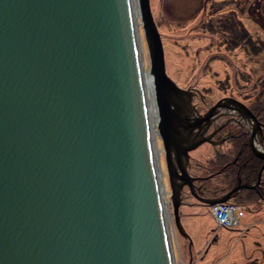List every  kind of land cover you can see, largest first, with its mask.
I'll return each instance as SVG.
<instances>
[{
    "label": "water",
    "instance_id": "1",
    "mask_svg": "<svg viewBox=\"0 0 264 264\" xmlns=\"http://www.w3.org/2000/svg\"><path fill=\"white\" fill-rule=\"evenodd\" d=\"M138 2L162 185L174 226L187 237L178 212L184 198L210 206L230 193L206 199L197 191L204 177L194 168L191 174L189 151L209 141L213 112L195 114L194 87L166 73L150 1ZM140 62L129 0H0V264L174 261ZM225 98L251 119V151L263 166L264 147L252 142L263 135L259 122L242 102ZM244 186L252 184L231 191Z\"/></svg>",
    "mask_w": 264,
    "mask_h": 264
},
{
    "label": "rangeland",
    "instance_id": "2",
    "mask_svg": "<svg viewBox=\"0 0 264 264\" xmlns=\"http://www.w3.org/2000/svg\"><path fill=\"white\" fill-rule=\"evenodd\" d=\"M149 1L161 34L166 73L177 85L184 87L191 84L198 91L214 97L221 89L228 92L235 91L233 87H248L252 91L263 87L258 79L264 73V0ZM137 28L147 71L146 44L140 24ZM148 75V88L153 92ZM151 101L156 117L157 107L152 96ZM157 145L163 169L159 138ZM198 148L202 151L199 162L210 167L205 151L212 147L202 143ZM196 149L191 151L195 154ZM190 168H195V164H191ZM163 177L166 182L164 169ZM240 207L244 213L256 214L253 203ZM262 207L256 216H264V202ZM178 212L191 244L189 238L177 229L174 239V225L170 217V238L176 264H184L181 263L179 250L187 259L191 255L194 264H264V219L254 223L242 235L241 230L245 228L240 219L242 215L238 216V227L231 228L217 227L207 205L197 204Z\"/></svg>",
    "mask_w": 264,
    "mask_h": 264
},
{
    "label": "flooded vegetation",
    "instance_id": "3",
    "mask_svg": "<svg viewBox=\"0 0 264 264\" xmlns=\"http://www.w3.org/2000/svg\"><path fill=\"white\" fill-rule=\"evenodd\" d=\"M260 78L261 79L258 80L261 81L263 85L261 88L249 91L248 87L245 89L233 87L232 89L235 91L229 90L228 92L221 89L218 91L219 95L215 97L198 91L191 84H186V86L194 87L191 96L194 113L199 114L209 110L213 112L209 120H206L208 127L205 131V136H209V141L203 142L212 147V149L207 148L205 151L210 161V167L204 163L202 164V162L196 161L201 152L196 156L193 153L194 151H189L190 157L194 161L192 165L200 163L202 166L201 168L195 167L194 169L197 170L195 172L192 171V168H190V171L191 174L193 172V174H200L204 177V179L196 180L195 185L199 186L197 191L206 199L230 193V201L244 202V199L248 198L251 201L244 203H253L255 208L264 202L263 158L256 156L251 151L250 147L252 121L250 118L246 120L245 116L239 113V111L230 108L229 101L225 98L232 97L242 102L252 112L259 122L263 134L261 135L259 132L256 133L252 138V142L256 147L260 145L264 147V80H262V78L264 79V73ZM218 99H222V103L214 107ZM227 146L229 152L224 150ZM250 184H252V186H244L239 190L231 191V189L237 185ZM254 197H256V199ZM184 201L188 202V204L180 205L179 211L192 208L197 204L207 205L197 200L191 194H188V196L184 198Z\"/></svg>",
    "mask_w": 264,
    "mask_h": 264
},
{
    "label": "bare ground",
    "instance_id": "4",
    "mask_svg": "<svg viewBox=\"0 0 264 264\" xmlns=\"http://www.w3.org/2000/svg\"><path fill=\"white\" fill-rule=\"evenodd\" d=\"M130 1V9H131V14L133 17V28H134V34H135V38H136V46L139 52V56L142 54L143 56V51H142V47H141V40H140V32L138 31L139 27V2L138 0H129ZM137 11V13H136ZM141 52V53H140ZM148 71V69H147ZM145 69L144 63L142 64L140 62V77H141V82L142 85L144 87V93H145V105L147 107V112H148V136H149V140L151 143V154H152V159H153V163H154V169H155V177L157 180V186L159 189V193H160V213L161 216L163 218V220L167 223H169V218L171 217V212H170V202L165 198V188H163L162 185V180H163V176H162V169H161V165H160V158H159V148L157 145V131H156V122L158 121V112L156 111V117H155V107L152 104L151 101V96L154 98V103H155V97H154V86H153V82H152V78H151V83H152V87H153V92L151 90H149L148 88V84H149V75ZM151 77V75H150ZM156 106V103H155ZM172 211V210H171ZM170 230V228H169ZM172 246H171V251H172ZM171 264H176L175 261L171 262Z\"/></svg>",
    "mask_w": 264,
    "mask_h": 264
},
{
    "label": "built area",
    "instance_id": "5",
    "mask_svg": "<svg viewBox=\"0 0 264 264\" xmlns=\"http://www.w3.org/2000/svg\"><path fill=\"white\" fill-rule=\"evenodd\" d=\"M211 213L219 225L234 227L238 223L237 216L241 211L236 205L228 202H219L211 206Z\"/></svg>",
    "mask_w": 264,
    "mask_h": 264
},
{
    "label": "crops",
    "instance_id": "6",
    "mask_svg": "<svg viewBox=\"0 0 264 264\" xmlns=\"http://www.w3.org/2000/svg\"><path fill=\"white\" fill-rule=\"evenodd\" d=\"M224 150H225L226 152H229V148H228V146L225 147ZM195 151H196V153H195L196 156H197L198 153L202 152L201 150H199V148L196 149ZM199 158H200V157H199ZM262 205H263V204H261L260 206L254 208L253 211H256V214H258L259 211L263 208ZM182 211H186V209H182ZM256 214L253 215L252 212L244 213V212L242 211V214H241L242 216H241L240 219H241V222L244 224V227H245V229H246V230L244 231V233H245V232L250 228V226H252L254 223L259 222L260 220L264 219V216H256ZM262 217H263V218H262ZM178 249H179V248H178ZM179 252H180V254H181L182 261H184V262L186 261V263H187V262H190L191 264H194V261L192 262L193 258H192L191 255H190V257L187 259V258H186V255H184L180 250H179Z\"/></svg>",
    "mask_w": 264,
    "mask_h": 264
},
{
    "label": "trees",
    "instance_id": "7",
    "mask_svg": "<svg viewBox=\"0 0 264 264\" xmlns=\"http://www.w3.org/2000/svg\"><path fill=\"white\" fill-rule=\"evenodd\" d=\"M263 102H264V101H263ZM263 107H264V105H263ZM254 198L256 199V197H254ZM244 200H245L244 202L251 201V200H249L248 198H247V199H244ZM244 202L237 201V203L242 204V205L246 204V203H244Z\"/></svg>",
    "mask_w": 264,
    "mask_h": 264
}]
</instances>
